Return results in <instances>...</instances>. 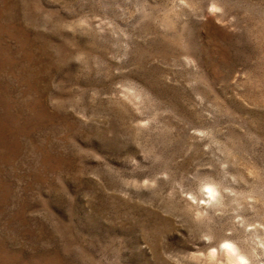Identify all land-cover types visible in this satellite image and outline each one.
I'll list each match as a JSON object with an SVG mask.
<instances>
[{
	"label": "rangeland",
	"instance_id": "obj_1",
	"mask_svg": "<svg viewBox=\"0 0 264 264\" xmlns=\"http://www.w3.org/2000/svg\"><path fill=\"white\" fill-rule=\"evenodd\" d=\"M0 264H264V0H0Z\"/></svg>",
	"mask_w": 264,
	"mask_h": 264
}]
</instances>
